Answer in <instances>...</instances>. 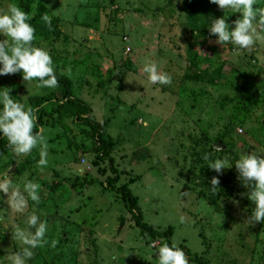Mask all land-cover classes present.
<instances>
[{
    "label": "rangeland",
    "instance_id": "obj_1",
    "mask_svg": "<svg viewBox=\"0 0 264 264\" xmlns=\"http://www.w3.org/2000/svg\"><path fill=\"white\" fill-rule=\"evenodd\" d=\"M190 1L195 0H30L31 15L40 2L51 17L34 45L49 52L56 74L71 81L73 96L86 102L97 120L111 119L109 131L118 145L113 162L121 173L117 186L138 179L129 189L145 223L162 230L173 225L170 242L185 245L206 264H264V223L247 221L254 205L235 166L219 175L210 169L219 179L217 209L207 200L213 176L202 159L204 146L217 135L225 145L217 141L220 147L215 148L230 144L237 155L215 150L210 159L264 154V38L252 51L222 46L206 27L223 11L198 0L207 9L197 12ZM9 3L23 9L21 0H0V9ZM255 6L264 7V0ZM226 15L231 28L239 14ZM147 59L171 75L170 85L147 82L140 71ZM218 67L219 81L227 87L201 80L202 71ZM239 74H247L254 87L246 93L253 106L241 127L231 121L235 100L230 81ZM63 86L36 92L19 72L0 76V88L35 110L48 160L41 169L36 164L39 146L27 156H14L6 139L0 144V174L7 173L14 183L33 180L40 195L39 205L29 200L21 214L0 193V264H10L7 254L20 248L11 238L12 225L23 227L33 210L46 220L49 242L57 243L33 250L28 264H157L156 250L165 239L152 240L136 226L134 210L107 189L106 180L113 175L108 162L97 161L87 149H74L76 143L90 145L82 125L51 111L58 102L44 99L61 96ZM224 192L233 198L223 197Z\"/></svg>",
    "mask_w": 264,
    "mask_h": 264
},
{
    "label": "clouds",
    "instance_id": "obj_2",
    "mask_svg": "<svg viewBox=\"0 0 264 264\" xmlns=\"http://www.w3.org/2000/svg\"><path fill=\"white\" fill-rule=\"evenodd\" d=\"M223 11V15L213 18L206 27L209 35L215 36V42L224 46L231 45L233 51H252L254 44L264 38V7H256L257 0H208ZM226 13H238L232 21V27L226 22ZM40 19L45 25L51 23L48 13H42ZM31 15L23 11L16 4L9 3L6 9H0V76L20 73L24 82L31 81L35 91L41 88L55 89L57 76L49 52L35 46V29L29 22ZM140 71L146 75L147 82L152 85H170V74L159 70L155 61L147 59ZM8 88H0V137L6 139L8 148L14 156H27L39 146L38 168L48 164L47 142L39 131H33L37 116L31 106L18 102L9 94ZM212 147V146H211ZM219 151V148L212 147ZM205 153L202 159L209 169L218 175L222 169L235 166L237 179L248 189L246 197L254 207L247 221L264 223V154L247 152L239 154L238 158L228 157L209 158ZM213 176L210 180L209 191L216 193L219 179ZM0 193L7 194V205L16 213H24L27 202L33 206L39 205V185L33 180L25 178L22 183H14L7 177V173L0 174ZM42 213L31 211L24 220V226L12 225L11 238L20 244L19 250L8 253L10 264H28L37 248L45 245L55 247L56 240L49 242V231ZM184 222L183 215L178 218ZM157 264H188L184 251L175 242L161 244L156 250ZM149 253L148 260L152 259Z\"/></svg>",
    "mask_w": 264,
    "mask_h": 264
},
{
    "label": "trees",
    "instance_id": "obj_3",
    "mask_svg": "<svg viewBox=\"0 0 264 264\" xmlns=\"http://www.w3.org/2000/svg\"><path fill=\"white\" fill-rule=\"evenodd\" d=\"M190 6L195 10L199 11L201 9L206 10V2H200L198 0L195 1H190ZM38 11L36 14L31 15V2L30 0H21V7L23 8L22 10L25 11L26 13L31 15V20L29 21L34 29L35 33L34 35L37 36L41 34L43 31V27H45L44 22L40 19L42 13H48L49 10L46 9L44 4L42 5L40 2L38 3ZM58 32V31H57ZM34 43V41H33ZM220 69L221 67L215 68L212 72L209 71H202L200 77L202 78L203 83H210V84H215V85H224L228 86L225 82H220L219 77H220ZM196 74H198L196 72ZM57 83L64 85L63 90H62V95L61 96H45V100H48L50 103L52 102H58V105L53 106L51 111L53 110L54 112L60 113V114H68L74 121L82 125L83 127V132L85 133L86 136L90 138V145L84 142L76 143L74 149L77 150H86V152H91L94 155V158L97 161L105 162L107 161L110 170L113 173L111 177L107 178V189L111 191L117 192V194L120 195L121 200L125 201V205L129 207L130 210H134L136 205H137V197L132 194L131 190L129 189V184H132L136 182L138 179L136 177L129 179V181L117 186V183L120 180V175L121 173L118 171L117 167H115L114 162H113V153L116 152V148L118 147L117 145V140L116 137L111 134L109 131L111 119L107 118L106 120L109 121H99L97 120L92 113V108L84 102L83 100H80L77 97L73 96L72 89H71V81L66 78V77H61L57 75ZM199 76V75H197ZM247 74H239L237 77H232V80L230 83L233 86V91L232 95L234 96L235 100V106L233 110V118H232V123H234L236 126H243L245 124V115L247 112H249L252 108V101L249 100V96L246 95L248 90L254 89L253 85H250L249 78L247 77ZM246 95V97H245ZM54 99V100H53ZM37 104H40V101H36ZM53 104V103H52ZM252 110V109H251ZM242 114L240 117L239 115ZM42 115H44V112H42ZM39 122L42 123V116L39 118ZM37 127H34L33 131H37ZM232 131V127L228 128V133ZM203 137H208V134H205ZM118 138V137H117ZM215 142L220 141L219 143L224 147L225 140L223 136L217 135L215 138ZM209 140V138H208ZM4 141L3 138H0V144H2ZM214 143H210L206 147L207 153H212L215 150L212 149V147H215ZM212 146V147H211ZM221 148L219 150L220 153L225 154L226 152L231 154H234L235 156L237 155L234 153V151L231 148L230 144H226L225 148ZM90 151H89V150ZM76 151V150H75ZM207 174H210L213 176V171L210 169H206ZM140 178V177H139ZM229 177L227 178V181H229ZM231 190V189H230ZM214 195L217 197H214ZM220 194L218 192L210 193V196L207 197V200H212L214 202V205L217 206V209L219 208L218 206V196ZM223 197L228 198L231 200L233 198V193H223ZM217 200V201H216ZM135 213V224L137 227H139L145 234H147L148 237H150L152 240L154 239H160L164 238V243L167 242L171 244L169 237L174 233V226L173 225H167L165 226L164 230L161 229V227L157 228L153 225L145 223L141 217V213H138L134 210ZM163 242V241H162ZM163 244V243H161ZM184 253L185 256L187 257L188 261L190 262H197L198 264H206L205 261L197 254H193L189 248H187L185 245H178Z\"/></svg>",
    "mask_w": 264,
    "mask_h": 264
},
{
    "label": "water",
    "instance_id": "obj_4",
    "mask_svg": "<svg viewBox=\"0 0 264 264\" xmlns=\"http://www.w3.org/2000/svg\"><path fill=\"white\" fill-rule=\"evenodd\" d=\"M215 147H220L219 144H215Z\"/></svg>",
    "mask_w": 264,
    "mask_h": 264
}]
</instances>
